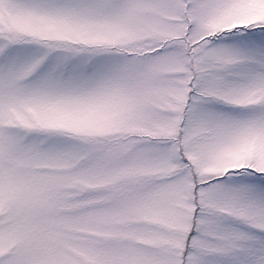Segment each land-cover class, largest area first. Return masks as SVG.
I'll return each instance as SVG.
<instances>
[{"label": "snow or ice", "instance_id": "snow-or-ice-1", "mask_svg": "<svg viewBox=\"0 0 264 264\" xmlns=\"http://www.w3.org/2000/svg\"><path fill=\"white\" fill-rule=\"evenodd\" d=\"M0 264H264V0H0Z\"/></svg>", "mask_w": 264, "mask_h": 264}]
</instances>
